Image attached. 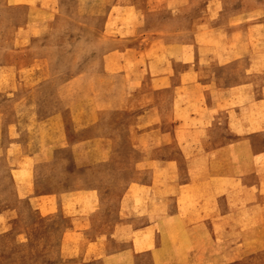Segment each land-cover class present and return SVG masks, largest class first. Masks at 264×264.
<instances>
[{"label": "rangeland", "instance_id": "1", "mask_svg": "<svg viewBox=\"0 0 264 264\" xmlns=\"http://www.w3.org/2000/svg\"><path fill=\"white\" fill-rule=\"evenodd\" d=\"M218 86L241 103L248 87L262 118L264 0H0V264H103L144 213L134 183L193 172L181 149L203 150L183 140L200 121L178 128L177 107L198 114Z\"/></svg>", "mask_w": 264, "mask_h": 264}, {"label": "crops", "instance_id": "2", "mask_svg": "<svg viewBox=\"0 0 264 264\" xmlns=\"http://www.w3.org/2000/svg\"><path fill=\"white\" fill-rule=\"evenodd\" d=\"M195 87L199 94V87ZM236 90L240 89L214 87L213 94H216V97L209 103H203L204 105L200 103V111L195 115L190 113V106H180L183 109L181 114L186 111L188 116L185 121L181 120L176 124L178 128L186 124L187 120L200 121V127L191 129L190 137L183 140L187 143L199 141L203 150L195 152L188 145L181 149V152L186 151L188 161H197L194 166L191 163L189 173L193 172L189 175L181 174V181L177 178L175 183L162 185L161 190L168 189V194L166 197L163 196L165 193H159L161 197H157L156 201L158 206L155 205V194L152 193L156 189L153 180L134 183L140 190L147 192V198L143 197L141 204L137 206L132 203V208L142 209L144 213L132 220L131 224L122 225V229L129 228L131 239L128 242L116 241V248L111 252L106 245L99 246L100 254L104 253L100 262L106 264L113 258L115 264H122V259L126 258L125 264H144L145 261L148 264H166V261L162 263L164 255H175L177 259H168L172 264H242L246 260L247 264H257L256 256L264 251V146L256 149L251 143L259 140L264 134V96L256 101V105L261 107L260 118L258 108L249 104L250 95L248 100L245 99L248 87L241 89L240 94L244 97L242 103L235 101ZM257 91L260 94L262 89ZM223 123L226 126L223 142L215 143L212 129L209 130L207 126H219ZM170 160L164 158L162 162L170 163ZM205 178L211 183L208 181L205 185L201 181ZM228 178L234 180V189L237 191L235 196ZM215 179H225L227 184L218 180L222 184L220 185ZM179 187L189 190L210 187V194L213 193L212 201L219 203L228 213L236 210L232 199H242L248 206V217H218L213 210L212 213L203 210L199 201L192 204V210H186L189 213L186 217V212L182 214L180 210L178 199L170 195L173 189L177 190V193ZM155 206L162 207V213L157 217L152 214ZM169 220H172L176 227L167 226L166 222ZM178 220L181 222L179 227L175 224ZM142 231L144 233L140 240L143 247L138 248L136 236ZM146 234L148 237L144 236ZM86 249L88 251L90 245L86 246ZM157 254L163 256L161 261L156 257ZM127 257H130L131 262L127 261Z\"/></svg>", "mask_w": 264, "mask_h": 264}, {"label": "bare ground", "instance_id": "3", "mask_svg": "<svg viewBox=\"0 0 264 264\" xmlns=\"http://www.w3.org/2000/svg\"><path fill=\"white\" fill-rule=\"evenodd\" d=\"M209 7V6H208ZM213 13V12H212ZM212 18V17H211ZM206 24V23H205ZM212 29V28H211ZM209 30V29H208ZM216 31V30H215ZM218 31V30H217ZM218 34V33H217ZM216 34V35H217ZM191 102V101H190ZM182 104V103H181ZM180 108V107H179ZM183 111V109L182 108H180V112H182ZM186 112V111H185ZM185 116V115H184ZM184 132V131H183ZM184 133H186V132H184ZM194 136V135H193ZM184 137H185V135H184ZM190 137V136H189ZM197 137H198V135H197ZM196 137V138H197ZM192 138V137H191ZM195 138V137H194ZM193 140V139H192ZM192 143V142H191ZM190 143V144H191ZM182 152H184V151H182ZM186 152V151H185ZM185 157H187V155L185 156ZM194 157H197V156H194ZM194 159V158H193ZM197 160V159H196ZM171 161V160H170ZM186 162H187V164H188V167H192V165H191V163H193V166L196 164V162L197 161H193V162H190V161H188V160H186ZM195 162V163H194ZM177 165L179 166V163H177ZM180 167V166H179ZM210 178V177H209ZM212 180V179H211ZM215 180H217V179H215ZM215 180H214V182H215ZM219 181L221 180V179H218ZM216 181L218 184H220V185H222L219 181ZM205 185H207V182L208 181H210L209 179H202L201 180ZM221 181H223V180H221ZM228 181H229V184H230V186L233 188L232 190H233V193H234V196L235 195H237L236 194V189H234V180L233 179H230V178H228ZM216 182H215V184H216ZM224 184H227V181H225V179H224ZM210 183H211V181H210ZM212 183H213V181H212ZM217 184V185H218ZM212 185H214V184H212ZM157 186H159L158 188H157ZM156 186V190H153L154 191V194H155V202L157 201V197H161L160 196V194L159 193H166L164 190H161V185H157ZM172 186V185H171ZM216 186V185H215ZM150 187V186H149ZM153 187V186H152ZM155 187V186H154ZM163 187V186H162ZM223 187V186H222ZM167 188V187H166ZM173 188V187H172ZM180 188V190L176 193V191H175V199H178V203L180 204V210H181V212H182V214H184L185 212H186V210H192V204H195V201L197 202V201H199V202H201L202 203V209L203 210H205L206 212L207 211H209L210 213H212V210H213V212L215 211L217 214H218V217H248V206H246L243 202H244V200H242V199H240V200H237L236 201V203H237V205L240 207V209L239 210H237V211H231V212H226V211H218L217 209H216V206L217 205H220L219 203L217 204L216 202H214V201H212V197H211V194H213V193H211L210 194V187L209 188H203V187H197V189H194V190H189V189H184V188H181V187H179ZM215 188V187H214ZM217 188V187H216ZM163 189V188H162ZM177 189V188H176ZM221 189V188H220ZM219 189V190H220ZM227 189V188H226ZM168 190V189H167ZM166 190V191H167ZM214 191V190H213ZM212 192V191H211ZM215 192H217V191H215ZM169 193H170V191H169ZM221 193V192H220ZM167 194H168V192H167ZM153 195V194H152ZM213 196V195H212ZM167 197V196H166ZM145 198H147V195L145 196ZM149 198V197H148ZM151 198V197H150ZM158 198V199H159ZM164 198V197H163ZM213 198H214V196H213ZM164 199H166V198H164ZM154 200V199H153ZM152 200V201H153ZM162 200V199H161ZM216 200V199H215ZM144 201V200H143ZM149 202V201H148ZM213 202V203H212ZM149 204V203H148ZM151 204H154V203H152L151 202ZM162 204V203H161ZM155 205H157V202H156V204ZM158 206V205H157ZM146 207V206H145ZM220 207H221V209H223L224 210V208L220 205ZM155 208H157L156 206H155ZM198 208V207H197ZM200 209V208H199ZM194 212H195V210H194ZM204 213V212H203ZM208 213V212H207ZM220 213V214H219ZM188 212H186L184 215H186V217H188ZM201 216H202V214H201ZM216 227V226H215ZM221 227V226H220ZM219 229V228H218ZM217 230V229H216Z\"/></svg>", "mask_w": 264, "mask_h": 264}]
</instances>
